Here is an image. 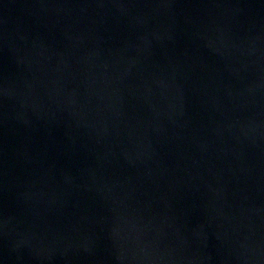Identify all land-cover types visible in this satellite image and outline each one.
I'll return each mask as SVG.
<instances>
[{
    "label": "water",
    "instance_id": "95a60500",
    "mask_svg": "<svg viewBox=\"0 0 264 264\" xmlns=\"http://www.w3.org/2000/svg\"><path fill=\"white\" fill-rule=\"evenodd\" d=\"M0 264H264V0H0Z\"/></svg>",
    "mask_w": 264,
    "mask_h": 264
}]
</instances>
